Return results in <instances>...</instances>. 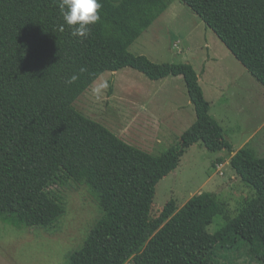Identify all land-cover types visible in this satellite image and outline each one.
Returning a JSON list of instances; mask_svg holds the SVG:
<instances>
[{"label": "trees", "instance_id": "trees-1", "mask_svg": "<svg viewBox=\"0 0 264 264\" xmlns=\"http://www.w3.org/2000/svg\"><path fill=\"white\" fill-rule=\"evenodd\" d=\"M182 1L264 86V0ZM100 2V19L80 38L56 0H0V209L26 227L52 229L62 208L49 188L75 178L92 187L103 213L65 264H226L218 244L248 247L264 264V155L252 146L230 163L255 195L215 232L208 227L224 208L211 191L181 207L171 199L152 215L157 184L190 146L233 151V144L192 63H158L130 51L170 0ZM125 67L153 80L183 76L196 120L178 145L148 152L75 108L104 72Z\"/></svg>", "mask_w": 264, "mask_h": 264}, {"label": "rangeland", "instance_id": "rangeland-1", "mask_svg": "<svg viewBox=\"0 0 264 264\" xmlns=\"http://www.w3.org/2000/svg\"><path fill=\"white\" fill-rule=\"evenodd\" d=\"M130 51L158 63H192L211 102L210 112L224 127L233 149L242 147L256 131L246 145L264 155V86L182 0H170L168 9ZM74 106L128 143L154 154L178 145L181 133L196 120L182 75L153 80L132 67L104 72ZM179 109L182 113L177 114ZM170 119L173 134L167 133ZM231 153L211 151L201 142L190 146L178 167L157 184L152 215L159 216L171 199L181 207L193 195L211 191L224 208L208 227L215 232L255 195L228 162ZM221 158L225 162H219ZM49 192L59 198L62 208L52 229L26 227L0 209V264H65L103 213L96 193L83 180L56 181ZM215 250L226 264H263L248 247L227 251L218 244Z\"/></svg>", "mask_w": 264, "mask_h": 264}, {"label": "clouds", "instance_id": "clouds-1", "mask_svg": "<svg viewBox=\"0 0 264 264\" xmlns=\"http://www.w3.org/2000/svg\"><path fill=\"white\" fill-rule=\"evenodd\" d=\"M60 14L65 23L72 27L73 37H86L90 34L89 25L95 24L99 19V9L102 8L100 0H56ZM64 30V25H60V31ZM86 69L81 68L80 71ZM77 79L73 75L67 83L71 84Z\"/></svg>", "mask_w": 264, "mask_h": 264}, {"label": "crops", "instance_id": "crops-1", "mask_svg": "<svg viewBox=\"0 0 264 264\" xmlns=\"http://www.w3.org/2000/svg\"><path fill=\"white\" fill-rule=\"evenodd\" d=\"M180 109H181V108H180ZM180 109L178 110L179 113H177V114L182 113V110H180ZM177 114H176V115H177ZM176 115H174V117H175ZM173 119H174V118H173ZM173 119H170V120L168 121V122H170V123H167V127H168V128H167V133H169V134H173L172 129H171V128L174 126V121H173ZM175 120H176V119H175ZM191 124H192V123H191ZM184 131H185V130H184ZM184 131H183V132H184ZM183 132H182V133H183ZM255 132H256V131H255ZM255 132H254L253 134H255ZM182 133H181V135H182ZM253 134H250V135L244 140V142H243L242 145H241L242 147L245 146L246 144H249V143L253 140V137L255 136V135L253 136ZM181 135H180V136H181ZM252 136H253V137H252ZM261 144L264 145V140L261 142ZM233 147H234V146H233ZM242 147H240V148H242ZM240 148H238V149H233V151H231L232 153H231V155H229V160H228L229 163H230V161H231L232 156H233V155L236 153V151L239 150ZM222 159H224V158H221V159H219L218 161H219V162H222V161L225 162V159H224V160H222Z\"/></svg>", "mask_w": 264, "mask_h": 264}]
</instances>
